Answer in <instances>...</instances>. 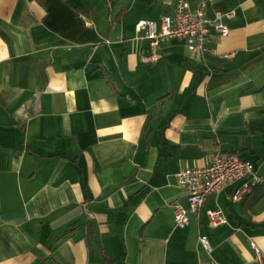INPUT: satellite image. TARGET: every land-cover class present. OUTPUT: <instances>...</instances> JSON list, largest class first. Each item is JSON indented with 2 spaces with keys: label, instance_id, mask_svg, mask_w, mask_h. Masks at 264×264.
<instances>
[{
  "label": "crops",
  "instance_id": "1",
  "mask_svg": "<svg viewBox=\"0 0 264 264\" xmlns=\"http://www.w3.org/2000/svg\"><path fill=\"white\" fill-rule=\"evenodd\" d=\"M176 3L0 0V264H259L254 246L264 260V0H189L228 29L209 27L204 54L137 35ZM215 152L260 182L175 227L177 173Z\"/></svg>",
  "mask_w": 264,
  "mask_h": 264
},
{
  "label": "built area",
  "instance_id": "2",
  "mask_svg": "<svg viewBox=\"0 0 264 264\" xmlns=\"http://www.w3.org/2000/svg\"><path fill=\"white\" fill-rule=\"evenodd\" d=\"M233 12L227 13L232 16ZM221 16L209 19L205 15V6L199 5L191 9L189 0H177L172 15L161 17L159 23L140 20L135 28L138 36L148 40L151 48H157L169 38H181L185 41L189 51L197 54L211 52L209 43V27L212 26L221 36L228 34L227 27L221 22ZM156 56L143 57L146 63L154 62ZM178 185L185 191L188 207L174 206L175 227L184 228L189 224V213L197 212L211 193H217L227 184L249 178L239 190L229 196L230 200L241 199L250 193L252 187L260 182L255 174L252 163L241 159L236 153L215 152L208 156V162L201 167H184L177 173ZM212 226L226 223L220 209L206 211ZM204 249L211 251V246L205 236L200 237ZM259 264H264L258 248L254 246Z\"/></svg>",
  "mask_w": 264,
  "mask_h": 264
},
{
  "label": "trees",
  "instance_id": "3",
  "mask_svg": "<svg viewBox=\"0 0 264 264\" xmlns=\"http://www.w3.org/2000/svg\"><path fill=\"white\" fill-rule=\"evenodd\" d=\"M36 1H38V2H43L44 0H36Z\"/></svg>",
  "mask_w": 264,
  "mask_h": 264
}]
</instances>
